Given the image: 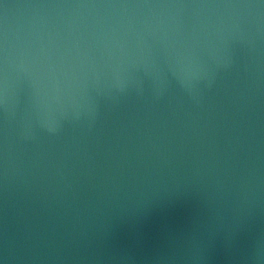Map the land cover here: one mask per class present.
<instances>
[{"label": "water", "instance_id": "95a60500", "mask_svg": "<svg viewBox=\"0 0 264 264\" xmlns=\"http://www.w3.org/2000/svg\"><path fill=\"white\" fill-rule=\"evenodd\" d=\"M0 264H264V0H0Z\"/></svg>", "mask_w": 264, "mask_h": 264}]
</instances>
